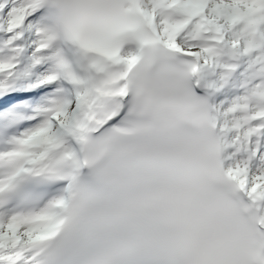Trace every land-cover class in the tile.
<instances>
[{
  "label": "snow or ice",
  "instance_id": "1",
  "mask_svg": "<svg viewBox=\"0 0 264 264\" xmlns=\"http://www.w3.org/2000/svg\"><path fill=\"white\" fill-rule=\"evenodd\" d=\"M0 264H264V0H0Z\"/></svg>",
  "mask_w": 264,
  "mask_h": 264
}]
</instances>
